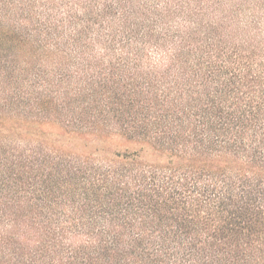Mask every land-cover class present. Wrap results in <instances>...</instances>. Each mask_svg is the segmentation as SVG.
<instances>
[{"label":"trees","instance_id":"1","mask_svg":"<svg viewBox=\"0 0 264 264\" xmlns=\"http://www.w3.org/2000/svg\"><path fill=\"white\" fill-rule=\"evenodd\" d=\"M0 264H264V0H0Z\"/></svg>","mask_w":264,"mask_h":264}]
</instances>
